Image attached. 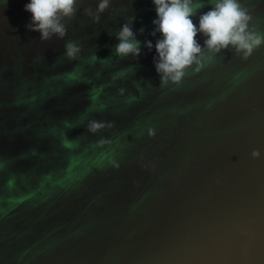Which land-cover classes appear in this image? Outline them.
I'll list each match as a JSON object with an SVG mask.
<instances>
[{
  "label": "water",
  "instance_id": "obj_1",
  "mask_svg": "<svg viewBox=\"0 0 264 264\" xmlns=\"http://www.w3.org/2000/svg\"><path fill=\"white\" fill-rule=\"evenodd\" d=\"M28 2L0 0V264H264V45L161 86L152 0H110L98 22L78 0L48 41ZM241 3L264 32V0ZM128 17L141 53L120 57Z\"/></svg>",
  "mask_w": 264,
  "mask_h": 264
},
{
  "label": "clouds",
  "instance_id": "obj_2",
  "mask_svg": "<svg viewBox=\"0 0 264 264\" xmlns=\"http://www.w3.org/2000/svg\"><path fill=\"white\" fill-rule=\"evenodd\" d=\"M155 5L156 18L152 21L155 26L150 35L157 32L161 38L155 42L156 56L153 58L155 71L159 74L161 86L169 82L179 85L186 75V69L196 65L194 71L204 66L205 60L211 61L215 54L230 46L243 58L264 45V32L250 30L249 22L252 15L241 0H208L211 7L199 15L198 25L192 17L205 6L203 0H152ZM78 0H29L24 5L25 11L31 13V20L25 25L30 31L40 33L41 41H48L53 36L63 39L67 34L65 20L71 19L76 13ZM110 6V0H98L94 22L100 19ZM88 11V10H86ZM88 14L91 15V12ZM135 17H128L115 33L118 43L114 47L117 56H139L141 41L136 38L132 28ZM139 31L142 33L143 28ZM205 37L203 46L198 42L197 35ZM144 46L153 48L151 41L145 40ZM208 55L205 57L204 49ZM81 47L75 41L65 43V56L69 60L76 59ZM95 54L91 57L95 61ZM115 78V77H114ZM123 91V89H121ZM103 122L91 121L88 130L96 132L104 127ZM259 149H253L251 156L260 157Z\"/></svg>",
  "mask_w": 264,
  "mask_h": 264
}]
</instances>
